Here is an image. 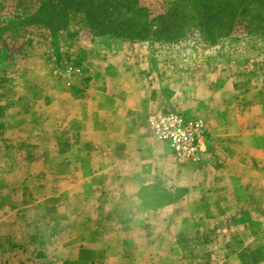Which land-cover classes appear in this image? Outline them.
<instances>
[{"label":"rangeland","instance_id":"rangeland-1","mask_svg":"<svg viewBox=\"0 0 264 264\" xmlns=\"http://www.w3.org/2000/svg\"><path fill=\"white\" fill-rule=\"evenodd\" d=\"M174 1L140 4L154 19ZM43 2L0 0V264H101L124 246L123 258L144 264V235L136 232L144 219L106 234L100 217L110 211L100 199V83L118 79L120 95H135L137 123L159 144L147 118L168 110L205 122L202 154L215 131L262 136L264 16L253 26L238 19L218 39L188 24L183 38L158 44L100 36L85 14L58 20L50 4L40 11ZM78 84L90 94L84 107L74 105ZM169 151L178 164L201 159L179 162ZM154 194L158 202L148 204L163 203Z\"/></svg>","mask_w":264,"mask_h":264},{"label":"crops","instance_id":"crops-1","mask_svg":"<svg viewBox=\"0 0 264 264\" xmlns=\"http://www.w3.org/2000/svg\"><path fill=\"white\" fill-rule=\"evenodd\" d=\"M117 80L100 83V199L110 209L100 214L110 227L105 233L143 218L136 232L144 235V264H264V135L244 140L215 131L199 162L178 164L137 123L135 95H120ZM74 90L82 99L74 105L86 106L88 90L80 84ZM142 91L151 97V89ZM159 191L163 203L149 205ZM158 215L167 224L154 229ZM125 250L100 263L140 264L123 258Z\"/></svg>","mask_w":264,"mask_h":264},{"label":"trees","instance_id":"trees-1","mask_svg":"<svg viewBox=\"0 0 264 264\" xmlns=\"http://www.w3.org/2000/svg\"><path fill=\"white\" fill-rule=\"evenodd\" d=\"M141 0H44L54 18L83 13L100 36H115L132 42L173 43L185 35L188 24L215 39L227 36L233 24L248 18L250 25L264 16V0H175L168 12L150 19Z\"/></svg>","mask_w":264,"mask_h":264},{"label":"built area","instance_id":"built-area-1","mask_svg":"<svg viewBox=\"0 0 264 264\" xmlns=\"http://www.w3.org/2000/svg\"><path fill=\"white\" fill-rule=\"evenodd\" d=\"M152 136L166 144L179 162H196L207 140L203 120L191 119L179 111H161L147 118Z\"/></svg>","mask_w":264,"mask_h":264}]
</instances>
